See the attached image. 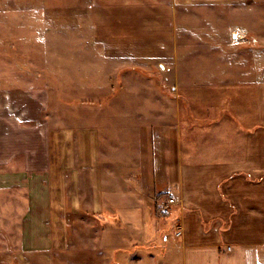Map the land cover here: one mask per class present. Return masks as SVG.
<instances>
[{
  "label": "crops",
  "instance_id": "1",
  "mask_svg": "<svg viewBox=\"0 0 264 264\" xmlns=\"http://www.w3.org/2000/svg\"><path fill=\"white\" fill-rule=\"evenodd\" d=\"M94 1L96 35L109 34L120 57L174 70V87L158 103L117 93L124 101L108 106L102 128L82 127V155L52 184L0 173V192H15L0 199V264H264V0H189L222 5L223 22L203 29L223 35L217 75L211 54L195 59L180 44L186 0ZM194 96L203 124L186 109ZM170 193L178 203L166 217Z\"/></svg>",
  "mask_w": 264,
  "mask_h": 264
},
{
  "label": "rangeland",
  "instance_id": "2",
  "mask_svg": "<svg viewBox=\"0 0 264 264\" xmlns=\"http://www.w3.org/2000/svg\"><path fill=\"white\" fill-rule=\"evenodd\" d=\"M94 2L0 0V91L6 92L0 94V173L33 171L52 184L56 168L76 164L82 155L81 147L86 145L82 127L96 124L102 128V119L111 114L108 106L124 101L125 95L117 93L127 88L140 94L152 91L151 97H134L139 104L145 98L158 103L159 91L174 87V70L166 73L157 62L145 58L137 57L134 63L120 57L108 47L113 40L109 34L96 35ZM221 8V3L208 7L186 0L176 11L177 25L186 29L180 44L195 59L211 54L215 62L210 75L213 68H217L214 75L218 72L223 35L215 32L214 39L208 38L203 29L223 22L217 15ZM107 23L99 25L105 28ZM194 98L193 106L184 98L180 104H189L188 113L203 124L207 117L200 105L202 96ZM173 99L168 97L170 103ZM13 106L26 110V116L19 119ZM23 178L29 183L32 177ZM4 194L15 192H0V199Z\"/></svg>",
  "mask_w": 264,
  "mask_h": 264
},
{
  "label": "built area",
  "instance_id": "3",
  "mask_svg": "<svg viewBox=\"0 0 264 264\" xmlns=\"http://www.w3.org/2000/svg\"><path fill=\"white\" fill-rule=\"evenodd\" d=\"M178 203V200L176 197H174L173 194L170 193V195L168 194L166 197V200L162 203L161 206V213L163 216L166 217H172L174 215V207L176 206V204ZM181 220L180 218L176 217L173 218V221L171 222L172 228L174 229V233L176 237H180L182 235V228H181Z\"/></svg>",
  "mask_w": 264,
  "mask_h": 264
}]
</instances>
